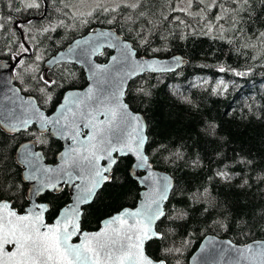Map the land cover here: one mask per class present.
Returning <instances> with one entry per match:
<instances>
[{"label":"snow or ice","instance_id":"obj_1","mask_svg":"<svg viewBox=\"0 0 264 264\" xmlns=\"http://www.w3.org/2000/svg\"><path fill=\"white\" fill-rule=\"evenodd\" d=\"M82 28L87 35L46 58V41L61 43ZM197 38L250 52L256 62L243 70L221 63L220 73L245 77L257 64L264 68V0H6L0 6V264H180L189 241L173 237L193 222L248 241L237 246L209 238L198 264H264L258 238L264 237V153L226 152L235 141L210 115L199 117L195 136L157 140L151 121L130 107L137 98L147 103L156 84L175 80L186 66L207 67L194 63L198 56L224 51L194 53ZM174 45H183L180 54L165 56ZM73 65L87 69L83 91ZM229 83L235 82L218 79L210 94L225 96ZM177 103L191 115L201 111L187 94ZM255 109L244 108L245 116L264 122ZM53 137L66 146L46 162ZM209 155L216 161L209 160L210 168ZM128 180L144 189L138 206H121L97 230H86L92 206ZM218 183L231 195L220 198ZM64 196L70 202L54 209Z\"/></svg>","mask_w":264,"mask_h":264},{"label":"trees","instance_id":"obj_2","mask_svg":"<svg viewBox=\"0 0 264 264\" xmlns=\"http://www.w3.org/2000/svg\"><path fill=\"white\" fill-rule=\"evenodd\" d=\"M4 3H6V0H0V6ZM33 15L36 16L38 14L33 13ZM95 26L96 24L94 23L92 27ZM87 32L88 28H82L76 33L69 32L67 33V39L58 44L46 41V44H48V52L45 53L46 58L56 54L68 45L73 37L76 38ZM52 39L57 40V35L53 34ZM191 47L194 53H210L214 49L221 48L224 51L217 52L212 56H198L197 61L194 63L203 62L208 65L207 67L186 66L180 77L175 80H161L159 84H156L153 96L147 103H141L140 99L137 98L136 103L130 106L135 111L143 113L151 121V130L157 140H163L166 137L176 139L181 136H195L196 129L199 126V117L201 115L205 117L210 115L217 123L221 124V132L228 134L229 139L235 141V143L225 147L226 152H230L232 147L243 148L245 151L251 149L252 155L259 157L260 154L264 153V122L259 119H252L251 113L245 116L244 108L255 104L257 114L264 115V113L259 112V109L264 107V68L259 67L257 64L256 71L251 75L233 77L230 73L218 72L217 69L220 64L224 63L231 65L233 68L243 70L249 64L256 63L254 60L248 59V56L251 55L250 52L239 55L229 51L224 44L208 40L207 38H197ZM182 50L183 45L180 48L174 45L172 52L164 55L179 54ZM217 57L220 58L219 61ZM41 67L43 68L44 66L41 65ZM73 67L79 77L77 87H85L88 83L85 70L78 65H73ZM220 78L229 82L234 81L235 83H229V92L225 96L211 95V87ZM202 79L211 81L212 84H200ZM150 82L154 83L152 76H150ZM205 89H208V91H205ZM183 94H187L201 105V111L197 115H191L186 106L177 103V96ZM127 100H131V97H126ZM51 111L52 109L50 108L49 112ZM226 113H228L227 116ZM238 123L239 131H237ZM61 145H63L62 141L54 137L50 140L47 150L51 155L47 157V162H52L56 159L55 153ZM209 152H214V146L209 148ZM209 160H211L212 164L216 163V161L212 160L211 155H209L208 160H205V164L210 168ZM156 167L164 169L166 166L158 164ZM141 190L142 188L132 180H128V182L116 188L109 187V190L105 193V198L92 206L91 214L87 217L85 224L86 230L98 229L101 221L110 214L115 213L121 206H136ZM216 192L221 194L220 198H226L231 195L230 189L222 183L217 184ZM69 201L70 198L67 196L57 199L54 209L63 207ZM55 215V210L49 213V221ZM178 223L184 222L180 221ZM208 234L229 238L238 244L248 242L246 238L218 231L214 228L209 229V226L203 223L193 222L185 224L182 229L177 230V235L173 237L178 244L189 241L187 246L184 247L182 254H179L180 264H190L191 256ZM258 238L264 239V237ZM149 250L154 252L155 247L150 246ZM173 264H175V261H173Z\"/></svg>","mask_w":264,"mask_h":264},{"label":"water","instance_id":"obj_3","mask_svg":"<svg viewBox=\"0 0 264 264\" xmlns=\"http://www.w3.org/2000/svg\"><path fill=\"white\" fill-rule=\"evenodd\" d=\"M88 33H86V34H84V35H82V36H85V35H87ZM79 38H81V36L80 37H77L76 39H79ZM67 47V46H66ZM66 47H64L63 49H61V50H59V51H62V50H64ZM58 51V52H59ZM58 52L56 53V54H54L53 56H51V57H55V56H57V54H58ZM180 54V53H179ZM50 57V58H51ZM80 66V65H79ZM82 67V66H81ZM84 69H85V71H86V75H87V69L85 68V67H83ZM88 84H89V81H88ZM88 84L85 86V87H82V88H79L81 91H83V90H85L86 88H87V86H88ZM3 86L2 85H0V88H2ZM131 107V106H130ZM132 109V111L133 112H138V111H135L133 108H131ZM141 113V112H140ZM62 142H63V145H65L66 146V143H65V141H63V140H61ZM47 162V161H46ZM159 169V168H158ZM159 170H162V169H159ZM142 188V187H141ZM144 191V189L142 188V191H141V193ZM138 203H139V201H138ZM138 203L136 204V206H138ZM128 208H132V207H130V206H127ZM115 214V213H114ZM105 219V218H104ZM103 219V220H104ZM102 220V221H103ZM49 222H51V221H49ZM100 227V226H99ZM97 230V229H96ZM89 231H95V230H89ZM209 238H215L216 240H219V241H223V240H228L229 238H225V237H220V236H217V235H214V234H208V235H206L204 238H203V240L201 241V243H200V245H199V247L197 248V250L194 252V254L191 256V258H190V264H198V261H197V257H201L202 258V254H201V248L207 243V240L209 239ZM233 243H235L234 241H233ZM235 244H237V246H243V244H238V243H235Z\"/></svg>","mask_w":264,"mask_h":264}]
</instances>
